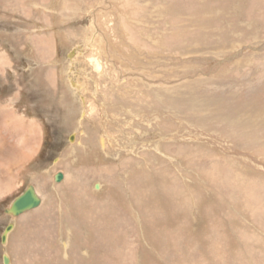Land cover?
Instances as JSON below:
<instances>
[{
	"label": "rangeland",
	"instance_id": "rangeland-1",
	"mask_svg": "<svg viewBox=\"0 0 264 264\" xmlns=\"http://www.w3.org/2000/svg\"><path fill=\"white\" fill-rule=\"evenodd\" d=\"M0 51L46 130L0 264H264V0H0Z\"/></svg>",
	"mask_w": 264,
	"mask_h": 264
},
{
	"label": "crops",
	"instance_id": "crops-1",
	"mask_svg": "<svg viewBox=\"0 0 264 264\" xmlns=\"http://www.w3.org/2000/svg\"><path fill=\"white\" fill-rule=\"evenodd\" d=\"M12 21H15V16H13ZM40 51L43 53V61L39 65H44L39 69L42 71L40 79L47 87L46 79L48 76L52 78L55 75L51 66L53 48L47 45L40 46ZM22 52L29 60L37 59L36 53H28L23 49ZM7 60L10 58L3 51H0V79L5 71L4 68L7 67ZM33 65L36 64H31V66ZM10 70L14 72V69L10 68ZM27 70L30 71L31 69L28 68ZM49 84L52 85V88L55 87L53 79ZM16 101L17 97L14 95L4 98L0 96V189L3 191L8 189L7 186H3L6 182L11 181L12 186L6 194L3 195L5 192L0 194V200L23 185L32 175L31 173H35V168L31 172V164L39 156L46 141L45 123H43L42 118L32 113L29 103L24 104L23 110H17L18 103Z\"/></svg>",
	"mask_w": 264,
	"mask_h": 264
},
{
	"label": "water",
	"instance_id": "water-1",
	"mask_svg": "<svg viewBox=\"0 0 264 264\" xmlns=\"http://www.w3.org/2000/svg\"><path fill=\"white\" fill-rule=\"evenodd\" d=\"M60 179H62V174L61 172H58L57 174H55V180L59 181ZM14 206L17 208L16 212H20L22 211V209H27V208H34L36 206L39 205V199L35 198L32 195V191L29 188H25L23 190V192L19 193V195L16 196V198L14 199L13 202ZM9 211L7 209H4V212ZM11 226L7 225L5 227V229L3 230L2 234H1V242H4L6 240V236L8 231L10 230ZM3 263L4 264H8L9 263V258L6 257L5 255L2 257Z\"/></svg>",
	"mask_w": 264,
	"mask_h": 264
},
{
	"label": "bare ground",
	"instance_id": "bare-ground-1",
	"mask_svg": "<svg viewBox=\"0 0 264 264\" xmlns=\"http://www.w3.org/2000/svg\"><path fill=\"white\" fill-rule=\"evenodd\" d=\"M102 142H103V140H102ZM60 181V180H59ZM11 182V181H10ZM10 182H6V184H4L3 186H7V188H9L10 186H11V183ZM2 185V184H1ZM31 191H32V195L35 197V198H38L39 199V203H41V200H40V198H39V196H38V194H37V191H36V189H35V187L34 186H32V187H28ZM2 192H4L3 190H1L0 189V194L2 193ZM16 197H14L11 201H10V203H9V205H8V207L6 208L7 210H9V211H6V213H8L9 215H11V216H15V215H17V214H19V213H24L25 212V210H27V209H30V208H27V209H22V211H20V212H16L17 211V208L14 206V204H13V202H14V199H15ZM260 201V200H259ZM40 205V204H39ZM33 209V208H32ZM5 213V214H6ZM95 220H96V218H95ZM94 220V221H95ZM93 223V222H92ZM96 223V222H95ZM89 225V224H88ZM96 225V224H95ZM98 225V224H97ZM99 226V225H98ZM95 230V229H94ZM102 231V230H101ZM115 251V250H114ZM114 253H116V252H114ZM7 257V256H6ZM110 258V257H109Z\"/></svg>",
	"mask_w": 264,
	"mask_h": 264
}]
</instances>
